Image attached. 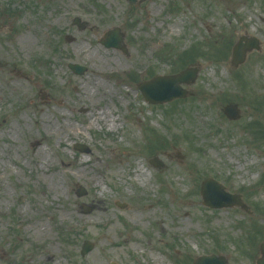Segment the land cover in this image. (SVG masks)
I'll return each instance as SVG.
<instances>
[{
  "label": "rangeland",
  "instance_id": "1",
  "mask_svg": "<svg viewBox=\"0 0 264 264\" xmlns=\"http://www.w3.org/2000/svg\"><path fill=\"white\" fill-rule=\"evenodd\" d=\"M75 17L87 28L80 30ZM27 27L41 31L45 41L39 36L32 50L20 51L17 41ZM114 27L125 34L128 54L101 42ZM251 38L260 50L233 67L234 45ZM81 42L121 60V66L105 67L111 78L99 77L114 95L81 99L80 86L98 66L78 60ZM70 63L85 72L75 74ZM187 68H196L197 75L194 83L181 84L185 98L145 100L142 82ZM260 96L264 0H0V264H155L152 255L165 264H194L211 254L223 255L226 264H257L264 243V137L255 131L261 124H253L264 121V103L258 108L254 101ZM93 103L113 108L117 129H110L109 120L95 123ZM228 104L237 106L239 119L226 116ZM54 111L73 126L74 134L61 142L41 123L44 113L58 121ZM155 135L159 147L150 143ZM41 146L49 161L39 167ZM156 158L162 167L151 162ZM139 166L149 176L146 183L132 173ZM54 176L59 194L43 195ZM207 178L240 194L251 212L205 206L201 184ZM81 188L85 195H79ZM95 195L110 208L109 224L93 216ZM67 203L76 217L55 211L51 218L54 208ZM144 208L148 214L135 221ZM42 214L50 231L45 236L32 227ZM80 217L98 225L83 227ZM105 225L119 244L96 241ZM86 240L93 249L82 255ZM50 245L53 255L45 253Z\"/></svg>",
  "mask_w": 264,
  "mask_h": 264
},
{
  "label": "bare ground",
  "instance_id": "2",
  "mask_svg": "<svg viewBox=\"0 0 264 264\" xmlns=\"http://www.w3.org/2000/svg\"><path fill=\"white\" fill-rule=\"evenodd\" d=\"M99 30V28H98ZM256 31V29L254 30ZM33 33H35V36H33ZM248 35L251 34L249 31H247ZM247 35V36H248ZM43 40L45 39V35L36 29L35 27H27L26 30L21 34L20 38L17 41L18 47L20 51H30L32 50L37 43L40 41V38ZM45 41V40H43ZM76 50L78 51L77 58L78 60H82L83 62H94L95 64H98V66L91 67L89 76L87 80L83 82V85L80 86L82 90L81 99L82 100H90V99H99L101 100L103 97H106L107 94L114 95V91L112 90V86L109 85L106 81L99 80V77H106L111 78L113 72L108 71L105 69L106 66H121V60L116 56L114 53L109 51H103V53H100L98 47H94V49H87L84 43H78L76 46ZM10 54V53H8ZM98 55V58L97 56ZM26 91L22 92V95H25ZM91 116L93 117L95 123H98L100 120H109L110 121V129H117L115 125V118L113 117V108H111L109 105H105V107H102L99 103H93L90 109ZM52 115H56L57 120L54 122L46 113L41 117V123L44 126V129L46 132L53 133L60 135L59 142H61V138L65 134L68 136H71L74 134L73 132V126L71 124H67L66 121H64L65 114L61 113L60 111H54L52 112ZM38 122V121H36ZM10 131H13V133L18 131L17 125H12L10 128ZM48 134V133H46ZM11 136V135H10ZM12 137V136H11ZM48 138H39L38 142L42 144L43 141H47ZM39 143V144H40ZM42 154V162H36V165L41 167L44 164H47L49 161V154L47 150L43 146L38 147L37 149V156ZM83 162H77L76 165H82ZM80 172L79 170H77ZM133 175H135L137 178L142 180L143 183H146L149 180V176L144 172V170L139 166L136 169L132 170ZM74 177V176H73ZM60 179L58 177L52 178V185L48 188V190H44L42 193L43 195H47L51 197L50 195L59 194V184ZM66 183L70 186L74 184V181L72 178H70V181H66ZM95 209H94V217L103 218L106 220V222L109 224L111 221V218L109 217L110 214V208L104 203V200H102V197L100 195H95L94 200H92ZM150 207H153V205H150ZM58 211L61 213L62 216L66 217H76L75 216V206L72 203H67L64 205V209L58 210L57 208H54L53 212L50 214L51 218H54V212ZM148 214V208H144L143 211L136 215L135 218H133L135 221H140L145 215ZM42 217L36 221V223L33 224L32 227H35V232L38 233L41 236L47 235L50 231L48 228V225L44 223L43 218L44 214L41 215ZM82 222L83 227H88L90 225H98L97 222L91 219H84L82 217L79 218ZM159 223L161 226H163L162 220H159ZM106 226V225H105ZM111 229L107 228V226L104 228H101L100 234L97 236V242L100 244L101 241L107 239L109 240L111 245L119 244V241H114L111 238ZM86 234H89L88 231L85 232ZM121 236H124V232H120ZM126 235L131 236V232H127ZM103 246V245H102ZM53 246L50 245L48 248L45 249V253H48L49 255H53L52 250ZM155 264H165V260L160 256L152 255ZM170 264V263H167Z\"/></svg>",
  "mask_w": 264,
  "mask_h": 264
},
{
  "label": "water",
  "instance_id": "3",
  "mask_svg": "<svg viewBox=\"0 0 264 264\" xmlns=\"http://www.w3.org/2000/svg\"><path fill=\"white\" fill-rule=\"evenodd\" d=\"M129 1L131 3L137 2V0ZM74 22L79 24L81 29H84L86 27V23L81 24L79 18H76ZM108 35L110 36H108V38L103 41V43L107 47H116L125 50V46L123 44V34L119 33L118 28H115L113 31L109 32ZM254 48H258L256 41H253L247 47H242L241 44H238L234 49L233 65L238 66L239 64L243 63L246 58V53ZM70 68L78 74H81L85 71L84 67L76 64H70ZM196 74L197 70L190 69L184 71L179 76H158L149 82L143 83L140 86V90L145 96V99L151 103L168 102L177 98L185 97L187 92L186 90L181 88L180 83L185 82L187 84H191L192 82H194ZM225 113L230 119H237L240 117V112L237 110L236 105L226 106ZM77 148L81 151L88 152V149L85 148V146L78 145ZM201 193L204 205L211 208L233 207L235 205L244 206L240 195L230 194L226 191L223 184L211 178L206 179L203 182ZM84 194H86V191L83 189L80 195ZM92 248L93 244L90 242H86L83 247L82 254H87L90 250H92ZM261 250L263 258L258 261V264H264V244H262ZM203 260V264H226V259L222 256L202 257L198 261L200 262Z\"/></svg>",
  "mask_w": 264,
  "mask_h": 264
},
{
  "label": "trees",
  "instance_id": "4",
  "mask_svg": "<svg viewBox=\"0 0 264 264\" xmlns=\"http://www.w3.org/2000/svg\"><path fill=\"white\" fill-rule=\"evenodd\" d=\"M264 100H263V98H257L256 100H255V102H257V103H261V102H263ZM157 141V144L155 143V145L156 146H158L159 145V143L161 144V140H160V138L158 137V139L156 140Z\"/></svg>",
  "mask_w": 264,
  "mask_h": 264
}]
</instances>
